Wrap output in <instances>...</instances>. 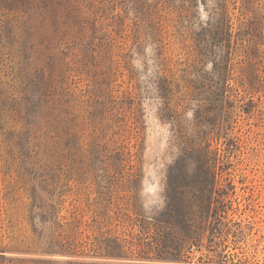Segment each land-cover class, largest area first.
I'll return each mask as SVG.
<instances>
[{
	"label": "rangeland",
	"instance_id": "374dc122",
	"mask_svg": "<svg viewBox=\"0 0 264 264\" xmlns=\"http://www.w3.org/2000/svg\"><path fill=\"white\" fill-rule=\"evenodd\" d=\"M0 264H264V0L0 5Z\"/></svg>",
	"mask_w": 264,
	"mask_h": 264
},
{
	"label": "trees",
	"instance_id": "16d2710c",
	"mask_svg": "<svg viewBox=\"0 0 264 264\" xmlns=\"http://www.w3.org/2000/svg\"><path fill=\"white\" fill-rule=\"evenodd\" d=\"M20 0H0V5L2 6H16L19 4Z\"/></svg>",
	"mask_w": 264,
	"mask_h": 264
}]
</instances>
